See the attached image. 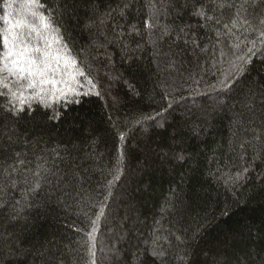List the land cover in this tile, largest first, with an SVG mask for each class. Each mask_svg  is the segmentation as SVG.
Segmentation results:
<instances>
[{
	"label": "trees",
	"instance_id": "1",
	"mask_svg": "<svg viewBox=\"0 0 264 264\" xmlns=\"http://www.w3.org/2000/svg\"><path fill=\"white\" fill-rule=\"evenodd\" d=\"M47 4L97 90L19 116L0 97V264H264L261 0H163L153 29L149 0Z\"/></svg>",
	"mask_w": 264,
	"mask_h": 264
},
{
	"label": "snow or ice",
	"instance_id": "2",
	"mask_svg": "<svg viewBox=\"0 0 264 264\" xmlns=\"http://www.w3.org/2000/svg\"><path fill=\"white\" fill-rule=\"evenodd\" d=\"M246 2L247 0H245ZM253 2L255 3V0ZM16 3L17 0H4L3 15H0V22L3 23V27H0V97H3L7 102L8 107L5 111L10 115L19 116L26 109L33 110V103L46 108H52L57 103H79L76 97L90 95L91 89L88 92L81 91L85 87V83L78 80L77 76L84 77L86 73L76 65L70 55V49L63 39L62 28L55 18L57 9L52 8V11L49 12L48 8L51 5L47 4V0H19L18 10L14 9ZM60 6L63 7V4ZM223 6L221 5V7ZM261 6H264V0H261ZM130 7L131 5L124 4L120 8L119 17L123 18L124 10ZM228 7H235V5H228ZM241 8L243 9V5ZM148 9L150 17L145 19V27L149 29L160 27V18L165 14L163 0H161L160 6H157L154 0H149ZM114 13L115 10H111L108 16H111L115 21ZM194 15L205 21L214 19L213 16L206 15L203 6L195 11ZM100 23L103 24L104 21L101 20ZM215 23L219 24V19H216ZM236 24L237 21L234 19L232 26L235 27ZM244 24H250V22L245 19ZM260 24L264 25V19L260 20ZM224 27L228 28L229 26L225 24ZM116 29H121V31H116ZM112 31L115 33V39H120L123 35V26L116 23ZM168 31L167 26H164L163 35H167ZM180 31L184 32V29H180ZM132 32L138 34L139 29L133 25ZM260 35L264 40V30H261ZM105 39H107L106 36ZM191 42L199 47L195 37ZM185 43L188 41L185 40ZM255 51L253 43L248 54ZM261 54L264 55V51H261ZM238 59L247 63L245 56H240ZM241 67L242 64L233 63L232 65V69L235 71H240ZM86 83L96 87L91 80ZM197 83L199 82L197 81ZM220 83L221 85L225 84L224 81ZM228 87H234V85H228ZM96 94L100 93L97 91ZM59 118V111H53L49 116V119L52 120ZM118 138L125 139L123 133H120ZM145 148L152 151L150 145H146ZM91 225L92 232L87 235L94 247L93 233L96 230V221L92 220Z\"/></svg>",
	"mask_w": 264,
	"mask_h": 264
},
{
	"label": "rangeland",
	"instance_id": "3",
	"mask_svg": "<svg viewBox=\"0 0 264 264\" xmlns=\"http://www.w3.org/2000/svg\"><path fill=\"white\" fill-rule=\"evenodd\" d=\"M18 8H19V0H17V3L14 5V9L18 10ZM70 55L74 59L76 65L83 71V69L79 66V64H78L77 60L75 59V57L71 53H70ZM73 74H75L74 71H73ZM77 79L80 80L81 82L85 83V87L83 89H81V91L88 92L89 89H91V91L97 90V83H95V81H93L89 75H85L84 77L77 76ZM89 80H91L96 85V87H92L91 84L86 83ZM109 252L114 253L115 249L112 250V248H111V249H109Z\"/></svg>",
	"mask_w": 264,
	"mask_h": 264
}]
</instances>
